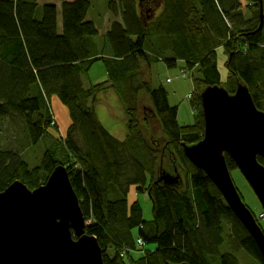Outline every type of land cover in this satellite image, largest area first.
Instances as JSON below:
<instances>
[{"label":"trees","instance_id":"1","mask_svg":"<svg viewBox=\"0 0 264 264\" xmlns=\"http://www.w3.org/2000/svg\"><path fill=\"white\" fill-rule=\"evenodd\" d=\"M90 3L0 0V118L19 122L25 146L50 140L32 167L23 150L0 144V191L14 180L34 189L55 166H66L88 222L85 232L96 238L104 264H239L232 253L221 252L224 240L264 264L252 237L182 147L203 136L199 94L208 85L233 93L244 84L264 112V0L261 14L259 0H108L113 20L102 42L86 18ZM158 6V14L146 20L150 8ZM141 9L148 14L142 16ZM221 50L229 73L224 82L217 66ZM97 61L107 79L86 87ZM159 61L168 68L181 61L196 70L194 100L200 109H194L193 124L180 126L166 89L146 79L143 68ZM105 89L113 91L126 114L123 140L112 136L95 113ZM52 97L70 117L64 139L54 135ZM140 106L147 113L143 121ZM224 157L229 171L237 168ZM162 162L165 169L176 166L183 172L182 184L157 181ZM131 191L133 196L148 193L149 219ZM138 238L143 246L137 248Z\"/></svg>","mask_w":264,"mask_h":264},{"label":"water","instance_id":"2","mask_svg":"<svg viewBox=\"0 0 264 264\" xmlns=\"http://www.w3.org/2000/svg\"><path fill=\"white\" fill-rule=\"evenodd\" d=\"M259 4L261 14V0ZM199 97L203 136L191 145L183 143L184 155L220 192L264 262V232L236 189L224 157L226 153L234 161L264 211V112L241 83L233 93L208 85ZM157 181L181 183L167 171ZM86 224L66 166H55L34 189L14 180L0 191V264H104L102 249L85 232Z\"/></svg>","mask_w":264,"mask_h":264},{"label":"rangeland","instance_id":"3","mask_svg":"<svg viewBox=\"0 0 264 264\" xmlns=\"http://www.w3.org/2000/svg\"><path fill=\"white\" fill-rule=\"evenodd\" d=\"M36 1L39 4L53 2L49 0H36ZM107 1L108 0H90L91 3L88 9V14L90 15V18L91 20H93V22L98 23L100 29L105 28V24L103 22L105 20V17L107 15L109 16L112 15L107 8ZM143 14L147 15L148 12L145 11L144 9H141V15L143 16ZM58 19L61 22L60 14H58ZM148 19L149 18L146 17V20ZM101 37L102 39L104 38L103 35H101ZM225 59L226 58L224 52L222 50L219 51L217 53V66L220 72V77L222 82H224L229 75L228 71L224 66ZM144 66L147 65L145 64ZM91 69L97 73H99L101 69V71L105 73V67L101 61L95 62L92 65ZM143 70L145 77H148L147 79H149L150 83L154 88L162 84L163 87L166 89L168 93V101L170 105L177 106L178 124L180 126L193 124L195 122V115L193 114V112L194 109L198 107L196 105L197 100H194L196 99L195 98L196 92L193 89L194 81L198 77L196 70L187 67L186 64L181 61H177L176 66L172 68L166 67L165 63L161 61L154 62L148 65L147 67H144ZM93 75L95 74L92 73L91 75L92 78L91 81L93 83L103 82L107 79L106 77L107 75L105 74L103 76H98L95 78L93 77ZM94 79L96 80L93 81ZM91 81L86 79L84 82L85 86L88 87L89 85L93 84ZM198 81L199 80L197 79V83L200 84V82ZM108 92H112V91L110 89L108 90L105 89L104 91H102V96L101 97L98 96V102H96L94 106V110L95 108L98 107L99 112L95 111V113L97 112L96 115L97 118L99 117L98 118L99 122L102 123V125L112 136L119 139L120 132L123 131L124 133V131H126L127 129V125H126L127 118L117 96L114 95L113 93L109 95ZM144 105L147 107L149 105V102L144 103ZM51 108L54 116V125H56L57 127V131H56L57 133L55 134L53 133V134L57 137H60L61 139H64L63 138L65 135L64 133L66 131V128L70 124V117L68 115L67 109L56 97L51 98ZM198 109L200 108L198 107ZM139 116L142 121H143V117L147 116V113H144V109L141 106H140ZM110 127H119V128L117 131L111 132L109 131ZM143 128L145 132L148 131L146 127ZM20 134L22 133L18 121L11 119L9 116L0 118V144L2 146L16 145L18 148L23 150V157L31 167L38 165L42 157L43 151L49 145L50 140H48L47 138H42L34 146H25L19 140ZM160 142H161L160 146H163L162 137L160 139ZM164 169H165V165H163L162 162L161 165L158 167L157 173L159 174L162 171L166 170L167 172L171 173V175L179 176L182 184V180L184 179L183 178L184 176H183V172L181 173V170H179L176 166H174L173 169L171 170L170 169L164 170ZM230 175L245 205L255 214L256 217H258L259 214L263 211V209L255 193L253 192L252 188L247 183V181L245 180V178L243 177V175L241 174L238 168L232 169L230 171ZM133 195L134 192L131 191L130 196L133 199L136 198L142 208L143 218L149 219L151 216V200L149 198L148 193L138 192L137 194H135V196ZM257 221L264 232V217L258 218ZM136 247H137V242H136ZM144 247H150V246H144ZM221 252L232 253L238 259L239 264H260L243 249L232 250L227 240H224L223 246L221 248ZM136 253L140 254L141 252L136 250Z\"/></svg>","mask_w":264,"mask_h":264},{"label":"crops","instance_id":"4","mask_svg":"<svg viewBox=\"0 0 264 264\" xmlns=\"http://www.w3.org/2000/svg\"><path fill=\"white\" fill-rule=\"evenodd\" d=\"M49 1H53V2H48V3H56V4H58L59 3V0H49ZM67 1H72V0H67ZM159 8V9H158ZM158 8H156V9H158V10H156V11H154L153 12V14L151 15V16H154V15H157L158 14V12H159V10H160V7L158 6ZM108 11V10H107ZM110 12V11H109ZM105 16V15H104ZM86 18L88 19V20H91V18H90V15L88 14V12H87V16H86ZM112 15L111 16H109V15H107L106 17H105V20L103 21L104 22V24H105V28L104 29H100V26L98 25V23H95V22H93V20H91L92 22H93V24L95 25V27H96V29H97V31H98V36L99 37H101V35H103V34H105V32L107 31V29H108V27H109V25H110V23H111V21H112ZM107 22V23H106ZM104 24H103V26H104ZM102 38V37H101ZM104 39V38H103ZM103 39H101V42H102V40ZM108 52H109V50H108ZM92 73L93 74H95V75H93V77L95 78V77H98V76H103L104 74L105 75H107V73H106V70H105V73L104 72H102L101 71V69H100V72L99 73H97V72H95L94 70H92V69H90V71H89V77H88V80L89 81H91L92 80V78H91V75H92ZM107 77V76H106ZM148 77H146V79H147ZM96 79H94L93 81H95ZM92 82V81H91ZM93 83V82H92ZM112 91V90H111ZM113 93V91L112 92H108V94L109 95H111ZM114 94V93H113ZM115 95V94H114ZM100 97L102 96V93L99 95ZM95 111H98V107L97 108H95ZM99 112V111H98ZM97 113V112H96ZM99 118V117H98ZM118 128L119 127H110L109 128V131H111V132H115V131H117L118 130ZM123 133V131H121L120 132V140H123L125 137H126V134H127V130L126 131H124V133ZM116 138V137H115ZM118 139V140H119Z\"/></svg>","mask_w":264,"mask_h":264},{"label":"built area","instance_id":"5","mask_svg":"<svg viewBox=\"0 0 264 264\" xmlns=\"http://www.w3.org/2000/svg\"><path fill=\"white\" fill-rule=\"evenodd\" d=\"M263 217H264V212L262 211V212L259 214V216L257 217V220H258V218H263ZM86 223H88V222H86ZM136 242H137V246H138V247H140V245L143 246V241H142L141 238H138V239L136 240Z\"/></svg>","mask_w":264,"mask_h":264},{"label":"flooded vegetation","instance_id":"6","mask_svg":"<svg viewBox=\"0 0 264 264\" xmlns=\"http://www.w3.org/2000/svg\"><path fill=\"white\" fill-rule=\"evenodd\" d=\"M152 9H153V8H150V10H151V13H153V11H154V10L156 11V9H155V8H154V10H152ZM179 183H180V182H179ZM179 183H178V184H179Z\"/></svg>","mask_w":264,"mask_h":264},{"label":"clouds","instance_id":"7","mask_svg":"<svg viewBox=\"0 0 264 264\" xmlns=\"http://www.w3.org/2000/svg\"><path fill=\"white\" fill-rule=\"evenodd\" d=\"M263 212H264V211H263ZM256 218H257V217H256ZM256 218H255V219H256ZM256 221H257V219H256Z\"/></svg>","mask_w":264,"mask_h":264}]
</instances>
